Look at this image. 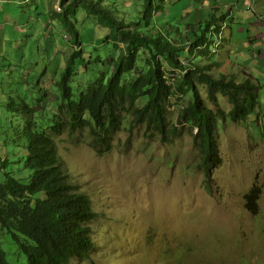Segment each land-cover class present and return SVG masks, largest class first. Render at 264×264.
<instances>
[{"label":"trees","instance_id":"obj_1","mask_svg":"<svg viewBox=\"0 0 264 264\" xmlns=\"http://www.w3.org/2000/svg\"><path fill=\"white\" fill-rule=\"evenodd\" d=\"M55 1L59 7H54ZM52 2L48 27L62 30L69 52L63 51L64 63L57 64L54 98L48 90L49 102L41 106L18 104L24 120L16 128L14 147L20 150L23 166L7 170L15 161L0 157V264H71L92 261L98 250L94 236L102 214L91 196L71 180L58 137L81 134L83 139L87 133L92 149L102 153L121 130L127 132L129 142L139 127L148 138L169 141L179 128H187L205 181L222 161L219 125L227 119L244 121L258 111V82L237 81L213 70L209 60L220 49L215 45L219 28H211L210 23L199 32L176 28L175 14L160 20L166 0H137L128 6L136 12L132 18L125 16V10L124 16L118 15L115 0ZM178 2L171 0L174 6ZM78 10L108 29L101 38L112 43L108 54L87 52L77 25ZM48 49L56 54L58 47ZM220 96L229 99L228 112L219 106ZM172 110L177 111L174 121L169 119ZM20 170L27 174H18ZM258 192L254 186L246 193L249 205L257 206Z\"/></svg>","mask_w":264,"mask_h":264},{"label":"rangeland","instance_id":"obj_2","mask_svg":"<svg viewBox=\"0 0 264 264\" xmlns=\"http://www.w3.org/2000/svg\"><path fill=\"white\" fill-rule=\"evenodd\" d=\"M117 1L118 15L124 16L125 10L127 18L135 16L128 6L137 0ZM177 4V8L166 7L160 20L184 12L186 4ZM49 11H53L52 0H0V157L15 161L7 170L23 166L20 150L14 147L16 128L24 120L18 104L27 101L41 106L49 102L48 90L54 98L57 64L64 63L63 51L69 52L62 30L48 27ZM77 19L87 52L108 54L112 43L101 39L108 29L95 25L84 10L77 11ZM15 21L25 26L20 28ZM185 26L181 18L175 23L181 30ZM54 44L56 54L48 49ZM215 45L219 47L218 42ZM84 56L88 57L86 52ZM73 84L78 89L76 79ZM262 84L256 122L258 114L264 115ZM219 106L228 112L229 99L220 96ZM176 116L172 110L169 119L174 121ZM227 122L219 125L221 164L205 181L187 128H179L169 141L148 138L139 127L129 142L127 132L121 130L102 153L92 149L85 132L83 139L81 134L58 137L71 180L91 196L102 214L92 261L71 264H264V116L259 123ZM18 174L27 173L20 170ZM254 186L259 187L260 196L256 207L246 198Z\"/></svg>","mask_w":264,"mask_h":264},{"label":"crops","instance_id":"obj_3","mask_svg":"<svg viewBox=\"0 0 264 264\" xmlns=\"http://www.w3.org/2000/svg\"><path fill=\"white\" fill-rule=\"evenodd\" d=\"M189 3L187 4V2ZM179 0L186 4L183 15L185 31H201L202 25L211 28L225 26V37L214 60H209L217 74L226 73L237 81L247 78L264 83V0ZM167 7L171 0H166ZM178 5L173 6L177 8ZM10 12V10H8ZM7 12V13H8ZM166 16V15H165ZM10 18L11 14L8 13ZM170 19L169 16L166 18ZM20 28V22L15 21ZM17 25H15L17 27ZM209 35V31L207 32ZM205 61V60H204ZM207 62V60H206ZM260 91V89H259ZM261 116L253 115L252 121L259 123Z\"/></svg>","mask_w":264,"mask_h":264},{"label":"clouds","instance_id":"obj_4","mask_svg":"<svg viewBox=\"0 0 264 264\" xmlns=\"http://www.w3.org/2000/svg\"><path fill=\"white\" fill-rule=\"evenodd\" d=\"M57 7V6H56ZM225 37V26H223L222 28H220L217 32H216V39H217V42L219 43V47H221L220 45H221V42H222V40H223V38ZM257 82V81H256ZM260 84V83H259ZM261 88V87H260ZM259 88V89H260ZM258 106H259V104H258ZM258 112V111H257ZM256 112V113H257ZM256 113L255 114H253V115H256ZM259 113V112H258ZM253 115H250L249 117H248V119H246V120H244V122H253L251 119H252V117H253ZM239 122H242V121H239ZM226 123H228L227 122V120H226ZM254 123V122H253Z\"/></svg>","mask_w":264,"mask_h":264}]
</instances>
